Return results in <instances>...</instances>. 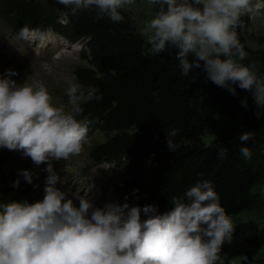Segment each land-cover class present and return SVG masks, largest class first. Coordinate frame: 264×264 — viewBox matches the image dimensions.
<instances>
[{
    "label": "clouds",
    "instance_id": "clouds-1",
    "mask_svg": "<svg viewBox=\"0 0 264 264\" xmlns=\"http://www.w3.org/2000/svg\"><path fill=\"white\" fill-rule=\"evenodd\" d=\"M72 15L92 13L99 21H125L123 10L135 0H54ZM158 7L140 35L149 47L145 56L176 50L181 76L199 68L206 80L238 96L236 86L251 93L256 117H264V75L255 63L238 62L246 53L238 37L242 17L264 14V0H146ZM27 28L21 35L27 34ZM15 70L0 76V148L21 152L37 165L46 164L44 196L34 203H0V264H225L223 246L231 244L235 228L211 181L203 180L182 196H172L174 207L111 202L97 207L86 197L79 206L58 187L61 177L53 161L79 155L89 144L88 126L76 117L82 101H102L94 86L67 81L70 110L54 107L43 84H18ZM154 95H156L154 93ZM247 108V98L241 100ZM178 130H165L167 149L174 153L184 141ZM241 143L253 139L239 134ZM227 149L217 147L225 156ZM240 155L250 159L247 146ZM27 183L32 174L22 170ZM19 185V180L13 187ZM133 192H138L134 189ZM127 199V198H126Z\"/></svg>",
    "mask_w": 264,
    "mask_h": 264
},
{
    "label": "trees",
    "instance_id": "trees-1",
    "mask_svg": "<svg viewBox=\"0 0 264 264\" xmlns=\"http://www.w3.org/2000/svg\"><path fill=\"white\" fill-rule=\"evenodd\" d=\"M122 14L124 22L112 23L107 18L97 21L89 12L72 15L54 0H0V19L13 31H49L86 49L81 55L90 68L75 71L77 84L96 87L103 99L81 103L84 111L76 118L105 135V143L91 150L89 160L122 164L127 198L141 207L156 205L163 213L174 207L172 196H182L206 179L230 217L250 211L253 193L264 189V117L257 119L249 92L236 86L239 95L233 96L206 80L199 68L181 76L176 50L143 55L149 45ZM238 62L255 63L264 75V53ZM245 98L247 108L241 106ZM171 128L178 130L174 140L184 141L174 153L165 140V130ZM218 131L234 133L218 145L203 143L205 134ZM246 131L253 139L241 143L238 136ZM220 145L227 149L223 157L217 154ZM243 146L252 152L250 159L240 155ZM31 188L18 186L19 191ZM234 228L232 243L222 249L225 264L264 246V229L252 224Z\"/></svg>",
    "mask_w": 264,
    "mask_h": 264
},
{
    "label": "rangeland",
    "instance_id": "rangeland-1",
    "mask_svg": "<svg viewBox=\"0 0 264 264\" xmlns=\"http://www.w3.org/2000/svg\"><path fill=\"white\" fill-rule=\"evenodd\" d=\"M155 11H158V7L149 5L146 0H135L130 7L126 6L123 13L130 20L135 33L140 35L145 22L154 17ZM242 19L244 27L238 29V37L246 53L244 58L264 53V14L254 19H249L248 16ZM60 23L64 24V20ZM145 43L147 44L146 40ZM81 50H86L83 45H70L49 31H33L26 36L21 35V32L13 31L0 19V76L11 69L18 73L12 77L18 84H43L49 92L52 105L63 107L65 111L70 110L67 81L77 83L75 71L90 68L88 61L81 55ZM248 97V102H252L250 92ZM88 130L89 144L84 145L79 155L52 162L61 177V184L57 186L68 198L73 199L77 207L80 197L89 198L97 207L111 202H127L130 206H137L122 190L128 179L122 164H96L89 160L91 150L105 143L106 138L99 129L88 126ZM233 133L218 131L205 134L202 140L208 146L218 145ZM46 166H37L30 157H23L19 151L0 148V203L24 200L34 203L42 200L47 177ZM22 170L32 174L31 184L24 180ZM16 180H19L18 186L28 184L32 187L31 190L19 191L18 186L13 187ZM230 218L234 226L252 224L264 229V189L253 193L250 211ZM263 261L264 246L248 256L234 259L232 264H260Z\"/></svg>",
    "mask_w": 264,
    "mask_h": 264
}]
</instances>
